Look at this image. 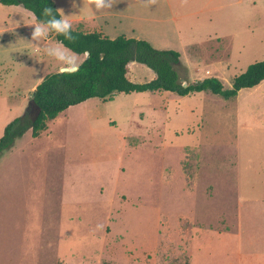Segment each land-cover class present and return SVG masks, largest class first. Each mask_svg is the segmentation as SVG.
<instances>
[{
    "label": "rangeland",
    "instance_id": "1",
    "mask_svg": "<svg viewBox=\"0 0 264 264\" xmlns=\"http://www.w3.org/2000/svg\"><path fill=\"white\" fill-rule=\"evenodd\" d=\"M226 5L213 26L229 31L223 42L203 37L202 15L177 8L180 36L151 44L178 51L189 82L211 63V76L230 87L264 58V0ZM16 8L0 4V23L25 24L24 35H0L11 118L28 113L34 84L59 66L43 51L58 42L33 43L32 13ZM129 69L135 82L153 75L139 62ZM47 123L0 155V264L68 256L85 258L68 264H264V200L240 202L238 192L250 165L261 178L251 194L264 193V81L230 99L210 91L92 97Z\"/></svg>",
    "mask_w": 264,
    "mask_h": 264
},
{
    "label": "trees",
    "instance_id": "2",
    "mask_svg": "<svg viewBox=\"0 0 264 264\" xmlns=\"http://www.w3.org/2000/svg\"><path fill=\"white\" fill-rule=\"evenodd\" d=\"M3 5H21L30 11L36 21L45 19L43 9L53 8L60 15L54 0H0ZM73 29V41L50 34L57 42L77 54H85L80 70L72 75H61L58 71L47 74L34 88L31 98L40 107V112L31 121L28 113L12 119L0 136V155L11 148L17 138L28 129L36 137L45 129L47 121L60 112L92 97L107 100L124 92L169 91L178 96L210 91L224 99L237 95L243 88H252L264 80V58L249 64L245 71L232 79L230 87H225L218 77H205L193 82L181 76L180 53L173 49H158L147 40L119 35L110 38L101 32H83ZM87 52V55H86ZM146 65L154 72L148 81L135 82L129 77V62ZM181 82L186 86L182 87Z\"/></svg>",
    "mask_w": 264,
    "mask_h": 264
},
{
    "label": "crops",
    "instance_id": "3",
    "mask_svg": "<svg viewBox=\"0 0 264 264\" xmlns=\"http://www.w3.org/2000/svg\"><path fill=\"white\" fill-rule=\"evenodd\" d=\"M54 2L60 15L62 14V10L65 15H68L67 19L71 21L72 28L83 32L98 31L110 38L124 35L126 37L147 40L152 45L166 46L167 44H171L173 43L170 41L171 39L174 40L176 37L180 36V30L174 22H177L185 16L183 13L179 12L171 15V13L174 10H177V8L184 12H187L186 8H189V12H193L194 15H202V18L198 19V24L208 30L203 35V37H207V40L213 39L217 42H223L230 36V34H228L229 31L222 28L218 35L213 27L216 22V11L224 7L226 8V6H228L226 5L228 0H111L112 6L110 8H103L100 10H97L94 7L91 0H77V6H73V0H54ZM8 6H10V9H18L16 8L17 5ZM194 7H196L195 10L193 9ZM227 11L228 10L225 9V13ZM32 15H30L31 22L36 23L37 21L35 20L34 15ZM24 27L25 24L19 22L0 23V35L9 33L11 35L13 32L24 35ZM52 38L53 37L50 36L47 37L45 42ZM81 55H84L85 57V54ZM84 57L80 59V61H82ZM134 62L136 61L129 62V67L132 66ZM185 65L188 68L187 64ZM201 65L204 66L205 64ZM219 65L223 68L222 63ZM208 66L210 67L209 73L204 72L205 76L199 77V79H203L206 76H211L213 74L211 63L208 64ZM58 68L59 66L55 67L51 73L58 71ZM129 77L132 79L130 71ZM153 77L154 72L153 75L150 76V79ZM42 78L43 77H41L40 80H42ZM40 80L34 84L33 88L36 87ZM263 81L264 80H262L257 86ZM3 84L4 81L0 77V134H3L4 127L14 118L10 117V109L8 105L9 93L4 90ZM24 113H26V111ZM32 137L35 138L34 136ZM249 167L250 165L247 166V173L251 175L243 177L240 191L238 190V192H240V202L250 203V201H263V192L260 193L258 191L259 194H251V191L255 188H260L261 178H259V173L255 168L252 169ZM76 259H79L77 261L83 263L82 259L85 258L80 257ZM64 260L65 264L77 262L73 256L64 257Z\"/></svg>",
    "mask_w": 264,
    "mask_h": 264
},
{
    "label": "clouds",
    "instance_id": "4",
    "mask_svg": "<svg viewBox=\"0 0 264 264\" xmlns=\"http://www.w3.org/2000/svg\"><path fill=\"white\" fill-rule=\"evenodd\" d=\"M94 7L97 10L103 8H110L112 6L111 0H91ZM73 6H77V0H73ZM43 16L45 17L42 21H37L34 24V29L31 32V41L34 43H40L42 40L49 37L50 34L55 36H62L64 40L73 41L72 23L67 19L68 15H65L63 10L62 14L57 16L53 12V8L45 7L43 9ZM46 56L53 58L59 63L58 72L61 75L67 74L72 75L80 70L81 63L78 55L71 52L66 46L63 45V41H59L55 45H48L43 49ZM181 86L184 87L186 84L181 82Z\"/></svg>",
    "mask_w": 264,
    "mask_h": 264
},
{
    "label": "water",
    "instance_id": "5",
    "mask_svg": "<svg viewBox=\"0 0 264 264\" xmlns=\"http://www.w3.org/2000/svg\"><path fill=\"white\" fill-rule=\"evenodd\" d=\"M86 55H87V52H86ZM184 84H186V83H184ZM27 109L29 110L28 113H29L31 121H35V119L37 118V116L40 112V107L38 105H36L33 98H30Z\"/></svg>",
    "mask_w": 264,
    "mask_h": 264
}]
</instances>
